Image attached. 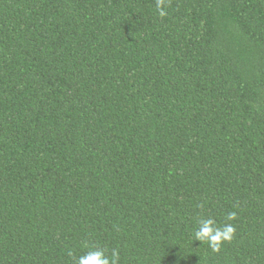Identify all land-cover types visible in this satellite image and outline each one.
<instances>
[{"label":"trees","instance_id":"1","mask_svg":"<svg viewBox=\"0 0 264 264\" xmlns=\"http://www.w3.org/2000/svg\"><path fill=\"white\" fill-rule=\"evenodd\" d=\"M164 7L0 0V264H264V0Z\"/></svg>","mask_w":264,"mask_h":264},{"label":"clouds","instance_id":"2","mask_svg":"<svg viewBox=\"0 0 264 264\" xmlns=\"http://www.w3.org/2000/svg\"><path fill=\"white\" fill-rule=\"evenodd\" d=\"M156 7L160 17L167 16L164 0H156ZM235 219L236 213L229 212L227 220L234 221ZM214 225L215 221L211 218L202 220L194 236L196 241L203 242L206 240L214 252H219L224 242L231 241L235 234V228L231 223H226L223 227ZM119 260L118 252L113 251L111 256H108L103 249L95 248L81 255L77 260V264H119Z\"/></svg>","mask_w":264,"mask_h":264}]
</instances>
